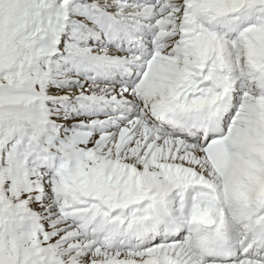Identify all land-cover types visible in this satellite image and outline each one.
Returning a JSON list of instances; mask_svg holds the SVG:
<instances>
[{"label": "snow or ice", "instance_id": "6c2138e0", "mask_svg": "<svg viewBox=\"0 0 264 264\" xmlns=\"http://www.w3.org/2000/svg\"><path fill=\"white\" fill-rule=\"evenodd\" d=\"M0 264H264V0H0Z\"/></svg>", "mask_w": 264, "mask_h": 264}]
</instances>
